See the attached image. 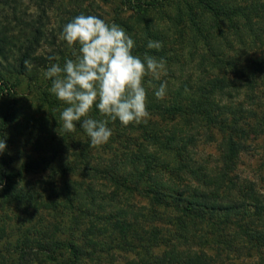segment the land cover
<instances>
[{
	"label": "trees",
	"instance_id": "16d2710c",
	"mask_svg": "<svg viewBox=\"0 0 264 264\" xmlns=\"http://www.w3.org/2000/svg\"><path fill=\"white\" fill-rule=\"evenodd\" d=\"M162 1H129L137 4L133 6L134 11L130 9L135 14L132 18L140 15V19L155 3L161 4ZM168 1H173L178 9L177 21L172 24L180 29L179 40L180 36L184 40L189 39L192 32L211 39L207 32L212 33V28H217L227 45L240 40L244 47L252 42L253 49L264 43V29L259 24L264 20V2L242 6L226 5L219 0ZM21 3L22 0H0V100L7 98L12 104L20 102L22 105V101L27 103L39 94L40 104L52 118H59L60 110L66 105L48 90L51 80L45 82L42 76H45L43 74L51 61L65 56L66 52L60 47L58 56L53 53L48 57L36 55L42 40H49L42 28L44 19H49L47 11L55 0L44 1L37 17L31 16L28 22L26 19L21 21L16 15ZM7 8L13 11L14 17L11 18ZM95 16L101 18V15ZM70 21L71 18L63 19V27ZM124 23L126 26L123 27L129 29L130 24ZM56 38L52 35L49 41L55 44ZM189 40L193 42L194 39ZM247 40L250 44L245 46ZM190 41L187 42L189 47L185 44L184 48H188L187 55L193 56L195 51L191 50ZM159 42L163 44L162 39ZM144 44L135 42L133 53L161 52V48L154 51ZM62 46L69 48L63 40ZM244 54L234 53L226 59L215 57L210 66L199 61L189 73V79L198 81L199 87L185 81L176 86L178 90L172 96L169 94L164 99H157L148 95V110L151 118L156 117V120L124 126L118 119H109L108 127L113 134L104 144L103 152L108 154L105 158L96 159L95 166L86 157L90 138L82 131L83 128L78 130V122L70 137L61 141L51 138L50 158L39 160L26 155L15 167L18 156L10 157L8 154L13 145L11 137H14V131L29 135L33 126L40 128L39 125L47 120L42 118L43 123L40 121L35 126L31 115L20 120L17 107L1 108L0 137L5 139L3 154L8 157H0L4 164L0 168L4 201L20 204L19 210L35 208L37 205L31 202L38 200L37 195L30 189L18 188L17 178L45 168L53 170L57 166L59 176L62 173L65 177L77 174L80 178L72 182V186L67 185L68 181L61 186L63 201L70 211L66 224L76 231L78 238L63 244L54 241L74 258L108 256L119 249L144 258L145 261L139 264H264L263 184L254 178H242L237 172L239 158L249 142L264 139V115L245 109L248 99L251 106L260 107L264 92H260L258 99L242 94V99L234 102L231 91L241 85L252 86L253 79L258 80L259 77L264 87V49L244 62L246 65L237 60V56ZM180 64L184 66L185 62ZM194 71H198V77ZM22 85H25L28 98L18 96L17 88ZM216 93L225 97L222 110L215 108L220 104ZM89 116L97 120L107 119L96 108ZM181 122L184 127L179 126ZM50 134L53 137V133ZM132 134H136L133 141L129 139ZM120 135L129 140L121 141L125 145L123 153H118L120 146L112 143ZM215 136L220 138L216 162L211 164L203 158L191 156L196 155L199 143L215 141ZM72 150L78 152L79 158L74 163L64 155L67 152L72 154ZM99 184L114 188L110 197L116 204L121 203V196L144 201V205H127L111 214L101 213L102 208L109 207H102L101 199L98 201L96 198ZM23 202L32 205L21 208ZM135 210L141 213H134Z\"/></svg>",
	"mask_w": 264,
	"mask_h": 264
},
{
	"label": "rangeland",
	"instance_id": "374dc122",
	"mask_svg": "<svg viewBox=\"0 0 264 264\" xmlns=\"http://www.w3.org/2000/svg\"><path fill=\"white\" fill-rule=\"evenodd\" d=\"M46 0H22V3L19 5L17 10V16L22 21L26 19L27 22L31 19V16L37 17L40 13V7H43L42 3ZM131 0H55V3L52 4L51 8L47 11L49 19H44L43 31L44 35L50 40L52 35H56V43L52 44L49 40H42L40 47L36 51L38 57L45 56L48 57L49 53H53L54 56L57 55L58 48H62L66 53L63 57H56L52 60L53 63H59L63 66L64 62L71 57V48H65L62 46L61 33L63 30L62 21L75 17L73 14H90V15H101V18L104 19L107 23H115L121 27L126 26L124 21L130 24L129 29H124L130 37L137 43H145L147 48V43L149 40L159 41L163 40L162 48L160 53H136V55L143 57L145 54L155 56L157 58H166V74H161L160 80L156 81L149 75L145 77L144 86L147 90L148 95H154V89L151 87V83H155L157 87L162 82H167V93L166 96L171 94V96L178 90L176 86L179 83L188 82L192 83L193 86L199 87V82L195 79H189V73L193 71L199 64V61H204L206 66H210V63L215 62V57L226 59L235 55L238 52H245L242 56H237L238 61L243 63L247 60L252 59L257 55L259 51L263 48V44L260 46H255L252 49L250 41L245 42L244 47L239 42L240 40H234L227 43L223 39V34L217 28H212V33H208V37L211 39H205L200 36H197L195 32L189 34V39H194L191 42L187 39L191 46V50L195 51L193 56L187 55L188 48H184L187 44V40H184L183 37L179 36L180 33L179 27H175L172 23L177 21V12L178 9L173 1L163 0L161 4L158 2L153 5L146 13H143L141 18L139 16L134 19L132 18L133 6L137 5L135 2H129ZM153 1V0H144ZM226 5H242L249 6L254 3L264 2V0H219ZM129 5L124 6L123 4ZM1 5V4H0ZM42 5V6H41ZM136 7V6H135ZM130 9H133L131 11ZM2 7L0 6V11ZM10 10L9 8L6 9ZM5 11V9H4ZM69 11V12H68ZM11 18L14 17L13 11L10 10ZM70 15H69V14ZM120 14L121 17L118 15ZM73 16V17H71ZM264 17V15H263ZM122 18V19H121ZM123 20V21H118ZM124 23V24H123ZM261 29H264V20L260 21ZM136 32V34H132ZM220 34V35H218ZM64 41V40H63ZM243 44V43H242ZM232 45V46H231ZM78 47V46H77ZM189 47V46H188ZM248 48L250 49L248 52ZM262 48V49H261ZM154 51H158L154 49ZM180 51H183L182 54ZM213 55V56H212ZM193 59L192 61L190 60ZM189 61V62H188ZM180 62H185V65L182 66ZM38 63V62H36ZM48 63V62H47ZM50 64V62L48 63ZM245 65L247 63H244ZM51 66V65H50ZM195 75L198 77V71H194ZM44 75V74H43ZM195 76V77H196ZM193 76V78H195ZM45 82V76H42ZM262 79L259 77L258 80L253 79L252 86L241 85L239 88H235L233 91V101L237 102L238 99H242V94L253 95L252 99H258L260 92H264ZM249 88V89H248ZM25 85L19 86L17 88L19 92V98L26 95ZM51 91V87L48 88ZM226 91V90H225ZM255 93V94H253ZM51 96V95H50ZM55 97V95L53 94ZM165 96V97H166ZM39 94L34 95L29 101L15 102L12 104V101L6 99L0 100V109L3 107H17L16 111L20 120L22 121L25 118L31 115L32 120L34 121L35 126L40 123H43L42 118L47 120L43 125H39L40 128L33 126V132L31 134H22L21 132L14 131L11 139L13 140V145L10 148V157L18 156L15 160V167L19 165L21 160L24 159L26 155L30 156L32 159H41L42 157L50 158L49 143L52 139L56 141H61L71 136L72 132H67L62 127V120L60 119V110L59 118H52V116L45 110V106H42L39 101ZM260 100L261 106H251V100L248 99L245 102V109L253 110V112L264 115V96ZM216 99H220V104L216 105V109L222 110L225 97L216 93ZM17 105V106H15ZM44 108V109H43ZM59 109H61L59 107ZM44 110V111H43ZM148 120H156V117L150 116ZM170 126V124H168ZM179 126L182 125V122L179 123ZM78 130H82V127H78ZM86 133L84 130H82ZM36 133V134H35ZM50 133H53L51 137ZM66 133V134H65ZM136 134L130 135V140L136 139ZM128 140V138L119 136L115 141H112L113 144L119 145L118 153H123V147L125 145L121 142L122 140ZM219 136H215V141L206 142L205 144L199 143V147L196 151L195 158H203L207 161H210L211 164L216 162L215 160L219 157V150L217 149V141H219ZM263 138H257L249 142V146L244 150L239 158L237 164V172L242 178H254L257 179L259 183L263 184L261 192L264 194V142ZM129 141V140H128ZM48 142V144H47ZM47 148V150H46ZM109 151H115L108 149ZM104 152V144L100 146H92L91 143L87 146V160H92L93 166L96 163V159L105 158L107 154ZM4 153V152H3ZM3 153H0V157L4 159L8 158L4 156ZM67 152L70 159V163L78 161V152L75 150ZM103 154V156H102ZM105 154V155H104ZM121 159V158H120ZM0 158V168L4 166ZM59 170L57 166L50 169H44L39 172H30L23 176L17 178V187L23 189L32 190L33 194L37 195L38 200L34 203L37 205L35 208L27 207L30 202L21 203V208L27 207L26 209L19 210L18 207L20 204L9 203L4 201L3 190L4 184H0V264H135L142 263L145 261L142 257H136L134 253L124 252L122 250L116 249L113 252L107 255H98L97 258L94 256H86L85 258L79 260L74 258L72 255H68L67 251L63 247H58L54 241L68 242L73 241L78 238L75 230H72L68 227V215L70 211L67 210V206L63 201L62 184L68 181L67 185L72 186V182H77L80 180L76 175H69L68 177L59 176ZM78 173V172H77ZM85 176V174L83 175ZM83 179V178H82ZM114 188H111L109 185L97 186L96 192L97 199L100 201L102 208L100 211L110 212L118 209L119 207L126 208L127 205L143 206L144 201H135L131 197H121L119 200L121 203L116 204L112 202V197H110V192H113ZM115 199L116 196H113ZM39 203V204H38ZM27 205V206H24ZM56 206V207H55ZM20 208V207H19ZM140 210H135L134 213H141ZM67 223V224H66ZM103 229V228H101ZM89 252L90 250L87 249ZM3 259V260H1ZM58 259V260H56Z\"/></svg>",
	"mask_w": 264,
	"mask_h": 264
},
{
	"label": "clouds",
	"instance_id": "9594fccd",
	"mask_svg": "<svg viewBox=\"0 0 264 264\" xmlns=\"http://www.w3.org/2000/svg\"><path fill=\"white\" fill-rule=\"evenodd\" d=\"M61 38L71 48L72 58L63 66L51 64L44 75L51 80V92L66 105L60 114L65 131H75L79 122L91 145L100 146L113 134L109 119L124 126L147 122L145 77L160 80L167 71L164 58L135 55V41L126 30L95 15L75 16L64 25ZM147 48L159 50L162 43L149 40ZM150 85L157 99L165 98L167 82ZM93 108L107 119L91 118ZM5 150V139L0 137V153Z\"/></svg>",
	"mask_w": 264,
	"mask_h": 264
}]
</instances>
